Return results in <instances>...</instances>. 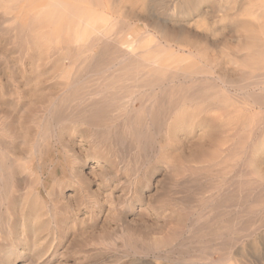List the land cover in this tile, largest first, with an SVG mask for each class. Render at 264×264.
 Wrapping results in <instances>:
<instances>
[{
	"label": "bare ground",
	"instance_id": "6f19581e",
	"mask_svg": "<svg viewBox=\"0 0 264 264\" xmlns=\"http://www.w3.org/2000/svg\"><path fill=\"white\" fill-rule=\"evenodd\" d=\"M173 1L168 16L192 18L207 3L233 17L232 32L148 20L144 0H0V100L23 115L9 109L10 120L0 121V192L4 138L16 159L15 125L30 131L26 118L42 113L97 129L91 141L105 160L120 158L119 168L133 171L137 196L158 155L175 189L173 224L141 241L145 250L212 245L264 260V0ZM115 120L120 127H108ZM109 134L116 143L108 147ZM124 141L134 156L121 153Z\"/></svg>",
	"mask_w": 264,
	"mask_h": 264
},
{
	"label": "rangeland",
	"instance_id": "374dc122",
	"mask_svg": "<svg viewBox=\"0 0 264 264\" xmlns=\"http://www.w3.org/2000/svg\"><path fill=\"white\" fill-rule=\"evenodd\" d=\"M164 1L168 4L170 0ZM144 2L148 5V20L183 23L192 32H202L208 27L207 30L211 32L226 31V28L232 32L233 17L224 19L211 10L214 7L210 4L201 5L192 18H172L168 16L166 7H170L173 0L168 5L163 1L161 3V0ZM125 4L129 6L130 3ZM135 5L142 7L137 3ZM204 15H207L205 20L202 19ZM205 21L206 26H202ZM7 103L0 100V121H9L10 117H5L8 113L18 118L22 115L12 112L10 108L7 110ZM36 115H33L34 118H26L29 120L30 131L24 130L25 127L19 123L15 125L18 132V139L16 137L13 145L17 152L16 159L7 148L10 139L4 138L6 144L2 149L6 150L10 160L6 159V167L1 174L6 188L3 187V192H0V264H188L189 261H192L190 264L264 263L258 256H232L230 251L217 250L212 245L205 246L207 250L203 252L185 248L188 253L182 249L180 254L176 249L171 251L170 245L163 247V250L161 248L159 253L145 250L143 240L152 243L153 237L165 234L172 223L168 218L171 207L168 195L174 197L175 189L166 180L164 169L158 164V155L150 165L147 176L137 186V196L131 191L133 171H122L118 166L120 158L114 159L107 155L105 160L102 149L91 141L98 134L97 129L92 127L93 131H84L85 127L75 125L72 121L62 124L59 121L64 120L52 121L42 113L37 115L36 120ZM108 125L117 127L119 122L115 120ZM112 136L106 142L108 147L116 143L111 142ZM118 143L126 146H123L121 153L128 154L126 157L134 156V151L131 154L128 149V141ZM133 197H136L135 201L129 204ZM127 229L135 236H140V239L136 241L133 238V241L130 237L131 241L128 240L130 238L125 235ZM183 238L185 244H190L185 236Z\"/></svg>",
	"mask_w": 264,
	"mask_h": 264
}]
</instances>
